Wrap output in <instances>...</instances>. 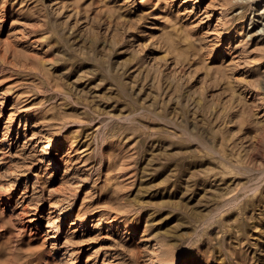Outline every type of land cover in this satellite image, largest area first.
Listing matches in <instances>:
<instances>
[{"label":"rangeland","instance_id":"374dc122","mask_svg":"<svg viewBox=\"0 0 264 264\" xmlns=\"http://www.w3.org/2000/svg\"><path fill=\"white\" fill-rule=\"evenodd\" d=\"M155 240L264 264V0H0V264Z\"/></svg>","mask_w":264,"mask_h":264},{"label":"bare ground","instance_id":"6f19581e","mask_svg":"<svg viewBox=\"0 0 264 264\" xmlns=\"http://www.w3.org/2000/svg\"><path fill=\"white\" fill-rule=\"evenodd\" d=\"M152 242H153V244L152 243L149 244V248H150L149 252H150L151 257L148 259V261H152L153 262V260H157L158 261V263L156 262L157 264H164L163 263L164 262L163 258H161L162 254L160 252H162V253L165 252L167 250L168 246L162 241L155 240V241H152ZM172 261L173 260L169 259L166 262H167V264H172Z\"/></svg>","mask_w":264,"mask_h":264}]
</instances>
